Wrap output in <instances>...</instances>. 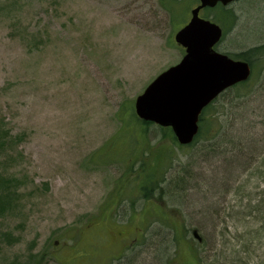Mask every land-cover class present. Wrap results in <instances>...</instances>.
<instances>
[{
    "label": "rangeland",
    "instance_id": "obj_1",
    "mask_svg": "<svg viewBox=\"0 0 264 264\" xmlns=\"http://www.w3.org/2000/svg\"><path fill=\"white\" fill-rule=\"evenodd\" d=\"M174 1L0 0V196L10 200L0 206V264H257L263 256L264 235L254 238L258 220L246 208L264 182L239 167L241 155L227 143L213 152L207 134L178 146L154 125L139 131L135 98L182 58L174 34L195 0ZM200 16L222 28V54L264 45V0ZM253 63L250 86L228 90L204 116L223 113L224 135L236 143L264 133L256 100L264 60ZM240 114L251 122L227 129Z\"/></svg>",
    "mask_w": 264,
    "mask_h": 264
},
{
    "label": "water",
    "instance_id": "obj_2",
    "mask_svg": "<svg viewBox=\"0 0 264 264\" xmlns=\"http://www.w3.org/2000/svg\"><path fill=\"white\" fill-rule=\"evenodd\" d=\"M238 0H199L190 10L185 26L174 35L184 55L174 66L159 74L134 101L138 119L170 127L178 144H190L198 131L201 111L226 89L246 81L250 68L213 48L221 38L215 23L199 16L200 9Z\"/></svg>",
    "mask_w": 264,
    "mask_h": 264
},
{
    "label": "trees",
    "instance_id": "obj_3",
    "mask_svg": "<svg viewBox=\"0 0 264 264\" xmlns=\"http://www.w3.org/2000/svg\"><path fill=\"white\" fill-rule=\"evenodd\" d=\"M171 1L176 2L174 0H171ZM229 14H232V13L229 12ZM231 18L233 19L232 15H231ZM234 58L246 61L252 69L253 67H255V65L258 64V63H253L254 59L264 60V45L260 46V47L251 48V49L243 51V52H240L239 54L235 55ZM261 64L264 66V63H260V65ZM252 77L253 76L251 73V76L247 81L240 83L238 85H235L232 89L240 90V91L246 89L248 86H250V84L252 82ZM223 94H225V93H222L219 97H221ZM250 96H251V94L248 95L246 98H249ZM252 100H253V98L251 97L248 100L247 99L243 100V102H241L239 104H241V105L248 104ZM256 100L258 101V104L261 106L260 110L258 111L261 114V111L264 112V101H263L264 99L261 97H259V98L257 97ZM212 106H213L212 104L209 105L203 111L201 117L199 118V124H198L199 130H198V134L194 138L193 142H196L198 137L201 135H206V134L210 135L211 142H212L211 147H212L213 152L219 151L220 147H222L225 143H227L229 145L228 147L230 148L229 152L232 153L233 156L236 157L239 154L244 159V161H242L243 163L240 164L241 167H243L245 170L250 169L252 172V175H258V179L261 180L262 182H264V133H263V135L261 134L260 138H258L257 135H256V137H254V136L247 137L246 136L245 139H242L243 143L241 141H237L238 143H236V140H235L236 137H235V139H233L232 134L226 133L224 135V132H223L224 127L223 126H224V123L226 121L222 122V120H221V116L223 113H216V114L209 116V118L212 117L210 120L204 119L205 113L207 111H209L212 108ZM234 108H236V107L234 106L233 109ZM238 108H240V105L238 106ZM259 117H261V116H259ZM237 119H238V123H240L239 124L240 126H241V124L251 122L250 120H246V118H244V115L241 114L240 116L238 115L237 117L235 116L234 118L231 119V121L228 123L229 128H227V129H230V131L234 130L236 128L235 123H236ZM219 121H221V124ZM263 121H264V119L261 118L260 122H263ZM136 125H137V121H136ZM140 125H141V129H139V131L141 130V132H143L144 128H146L147 126H150V124H148V123H140ZM142 127H143V129H142ZM160 131L163 133L164 132L168 133L170 135L169 137L171 138L173 143L175 145H177L175 138L173 137V135L169 129H162L161 128ZM245 165H246V167H245ZM149 176L153 177V176H155V174L152 173L151 175H148L145 178V181L143 183H141L140 188H142L143 191H146L147 189L145 190L142 185H146V187H147V186H151L149 184L153 183L152 179L148 178ZM263 198H264V193L261 194V197L257 200V202L253 205V207H247L246 208V209H250V212L248 213V215L250 217L258 220L259 227H258V229H255V231H254V234H255L254 238L258 242H260V235L261 234L264 235V199ZM5 202H6V204H8L10 202L9 198H7L5 201V199H2L0 196V206L5 204ZM251 234H253V233H251ZM257 264H264V254L262 257L259 258Z\"/></svg>",
    "mask_w": 264,
    "mask_h": 264
},
{
    "label": "bare ground",
    "instance_id": "obj_4",
    "mask_svg": "<svg viewBox=\"0 0 264 264\" xmlns=\"http://www.w3.org/2000/svg\"><path fill=\"white\" fill-rule=\"evenodd\" d=\"M240 115H241V114H240ZM242 115H244V118H246L245 114H242ZM246 120H247V118H246ZM235 137H236V135H235ZM239 137H240L241 139H245V138H246V136H244V135H242V134H240ZM234 139H235V138H234ZM235 140H236V139H235ZM251 161H252V160H251ZM242 163H243V162L240 161L239 165L242 164ZM239 167L241 168V166H239Z\"/></svg>",
    "mask_w": 264,
    "mask_h": 264
}]
</instances>
